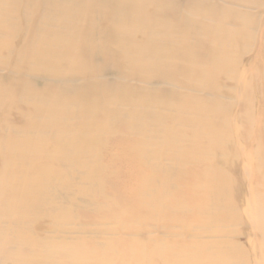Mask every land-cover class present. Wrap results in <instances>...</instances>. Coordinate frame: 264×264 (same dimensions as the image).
I'll return each mask as SVG.
<instances>
[{"label": "bare ground", "instance_id": "bare-ground-1", "mask_svg": "<svg viewBox=\"0 0 264 264\" xmlns=\"http://www.w3.org/2000/svg\"><path fill=\"white\" fill-rule=\"evenodd\" d=\"M0 264H264V0H0Z\"/></svg>", "mask_w": 264, "mask_h": 264}]
</instances>
